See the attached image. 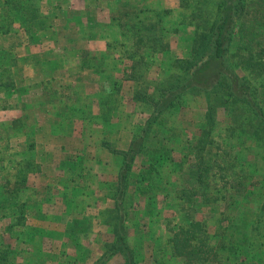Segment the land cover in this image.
<instances>
[{
	"label": "crops",
	"instance_id": "crops-1",
	"mask_svg": "<svg viewBox=\"0 0 264 264\" xmlns=\"http://www.w3.org/2000/svg\"><path fill=\"white\" fill-rule=\"evenodd\" d=\"M6 1L0 0V150L31 153V167L24 177L28 219L19 227L13 226L16 218H1L0 243L7 237L18 241L23 264H96L118 240L112 218L124 154L154 113L163 75L174 72V47L162 51L157 44L149 59L127 56L134 0H82L79 8L76 0H34L35 19ZM121 3L126 13H119ZM148 60L150 71L137 75ZM207 111L205 93L195 91L148 132L132 164L124 205L133 250L142 240L162 254L174 237L170 231L151 233L157 222L148 209L165 214L168 192L197 188V166L186 149L202 136ZM230 127L229 114L219 111L215 145ZM15 227L21 230L16 240L8 234ZM135 231L149 236L139 239ZM106 264H125V258L117 253Z\"/></svg>",
	"mask_w": 264,
	"mask_h": 264
},
{
	"label": "rangeland",
	"instance_id": "rangeland-1",
	"mask_svg": "<svg viewBox=\"0 0 264 264\" xmlns=\"http://www.w3.org/2000/svg\"><path fill=\"white\" fill-rule=\"evenodd\" d=\"M256 1L247 0V3L252 7H257ZM134 2L130 4L133 6V11L129 15L131 18L126 21H128L129 28L134 23L139 25L140 31L133 29L128 31L125 36L129 50L127 56L132 59L136 57L149 59L151 55L153 56L150 46L157 45L154 38L160 35H162L165 44L172 43L174 50H170V54L173 61L185 58L196 33L209 26L218 11V0H163L162 2L160 0L153 2L151 0H134ZM74 4L76 8H79L83 1L76 0ZM123 8L125 7L121 3L120 14L126 13L122 10ZM92 13H89L90 17ZM137 16L139 19L136 20ZM232 55L234 54L232 53ZM234 61L235 58H233ZM151 62L152 60L145 61L138 68L137 75L147 74L150 71ZM234 68L240 77L246 78L251 84L257 97L256 100L264 101V90L261 86L264 85V76L257 79V77L251 76L248 70H243L238 65H235ZM173 70V73L163 75L162 79L165 81L163 87H166L170 82L173 74L179 72L175 68ZM242 139L244 138L242 137ZM239 141L241 140L235 139L236 143ZM217 142L219 143L212 151L213 159L219 161L223 155L226 158L220 164L215 162L218 164L215 166L214 162H211L214 167L210 170L207 201L198 199L195 205L189 209L183 206V200L180 198L181 194L189 188L183 192H176L172 189L171 192H168L169 210L165 214L163 209H148V214H152V221L157 222L151 233L155 231V234L164 230L174 234V230L180 227L185 221V217L188 220L190 218L201 221L207 225L209 240L218 250V261L210 264H264V199L259 196L262 195L259 190L264 189V164L254 159L257 148L252 142H248L247 145L243 144L242 151L237 149L232 142H229L232 145L229 148L227 145H225L226 148L223 147L220 139ZM30 159L31 153H23L22 149L3 146L0 150V219L6 216L10 219L17 218V216H13L12 212H15V208L18 206L23 211L25 208L26 223L29 212L26 189L29 184L24 177H26L25 172L30 170ZM17 173L21 176L20 181L15 185L13 184L14 176ZM224 174L227 175L225 178L236 183L242 181V188L236 189L237 186L234 187L233 184L227 183V180L222 181L220 176ZM245 178L248 180L247 183H244ZM23 188H25V192L21 191ZM235 189L236 191L233 192ZM229 190H232V197H230ZM23 203L26 206L22 205ZM142 214L145 215L144 212ZM19 231L21 230L17 227L9 229L10 239L16 240L20 236ZM135 233L139 239L149 236L146 233L137 235V231ZM0 235L2 234L0 233ZM4 239V242L0 243V264H23L21 262L23 248L19 242L17 241L16 245L13 241L10 242L8 237ZM170 244V242L165 243L161 254L154 251L155 243L135 241L134 251L137 263L185 264L181 258L170 257ZM150 251L152 252L150 253Z\"/></svg>",
	"mask_w": 264,
	"mask_h": 264
},
{
	"label": "trees",
	"instance_id": "trees-1",
	"mask_svg": "<svg viewBox=\"0 0 264 264\" xmlns=\"http://www.w3.org/2000/svg\"><path fill=\"white\" fill-rule=\"evenodd\" d=\"M256 3L258 6L252 7L248 5L247 0H218L215 19L209 26L196 33L187 56L174 61L173 68L179 72L173 74L166 87L160 89L153 115L142 134L134 138L129 151L124 154V166L116 197V212L112 218L118 226L116 229L118 240L108 246L109 249L107 248L106 253L96 264H106L111 256L117 253L124 256L125 264H138L135 251L129 247L125 230L127 213L124 205L129 174L136 156L145 146L148 132L160 122L161 116L184 96L201 91L205 93L208 104L202 136L192 148L186 149L187 153L190 151V155L193 154L191 156L197 166L194 177L198 181V186L181 194L184 207L192 208L198 199L207 201L210 170L218 165L215 162L220 164L226 158L223 155L218 161L212 157L215 144L211 135L219 111H226L231 118V127L223 137L222 146L232 147L229 143L232 142L241 150L243 144L252 141L257 148L254 159L264 164V101L256 100L251 84L246 78L240 77L234 68L238 65L257 79L264 76V0H257ZM6 4L9 6L11 4L12 9L18 8L23 16L29 14L32 19L36 18L34 0H7ZM134 26L132 25L133 29ZM154 40L158 44L157 49L169 50V44H165L162 35L155 37ZM153 46L156 47L151 45V50H154ZM261 86L264 90V85ZM136 99H140L139 94L136 95ZM235 139L241 141L236 143ZM189 159L192 160L191 157ZM211 162H214V166ZM225 176L227 177L225 174L221 175L220 179L227 180L226 182L233 184L234 187L237 186L236 189L242 188V181L238 179L239 182L236 183ZM247 182L245 178L244 183ZM260 185L262 186L261 183ZM262 190H259L262 193L259 196L264 199ZM229 193L232 197V190H229ZM22 205L26 206L24 203ZM15 209L16 211L12 213L17 218L13 226L24 227L25 208L24 211L18 206ZM170 243L172 257L183 259L185 264H210L219 259L218 250L209 240L207 225L201 221L190 218L188 220L185 217L180 227L174 230V237Z\"/></svg>",
	"mask_w": 264,
	"mask_h": 264
}]
</instances>
